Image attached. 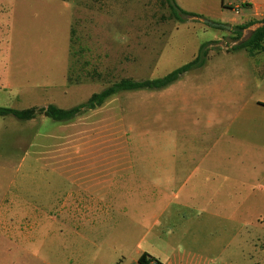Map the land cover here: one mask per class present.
Wrapping results in <instances>:
<instances>
[{
  "label": "rangeland",
  "instance_id": "1",
  "mask_svg": "<svg viewBox=\"0 0 264 264\" xmlns=\"http://www.w3.org/2000/svg\"><path fill=\"white\" fill-rule=\"evenodd\" d=\"M175 2L211 15L179 22L166 0H0L1 107L69 109L122 79L162 78L209 44L207 68L166 89L119 93L69 122L0 117V264H138L137 249L178 238L177 204L154 226L173 197L160 188L162 149L220 151L256 135V124L241 132L227 119L243 116L242 103L256 95L253 81L240 85L244 69L261 70L264 48L234 47L250 37L248 24L264 20V0ZM232 54L239 58L219 57ZM113 182L127 187L109 189Z\"/></svg>",
  "mask_w": 264,
  "mask_h": 264
},
{
  "label": "crops",
  "instance_id": "2",
  "mask_svg": "<svg viewBox=\"0 0 264 264\" xmlns=\"http://www.w3.org/2000/svg\"><path fill=\"white\" fill-rule=\"evenodd\" d=\"M223 8L222 2L218 10ZM185 11L211 15V10L206 7ZM219 57L228 61L239 58L233 54ZM247 58L249 62L253 61L251 56ZM207 62L197 70L207 68ZM260 68L256 71L252 65L250 69H244L247 77L240 90L245 91L253 81L256 95L248 96L242 103L243 116L227 119L228 129L240 125L241 132L245 126L248 133L254 132L248 127L256 124V135L241 141L233 136L220 151L162 149L164 183L160 188L173 191V197L156 216L154 226H159V219L164 220L169 206L177 204L180 207L175 217L178 238L174 240L175 244L163 238L158 249H137L138 264L143 254L150 255L160 264H264V65ZM255 71L262 75L254 78ZM249 106L255 108L256 117L248 113ZM203 120L209 124L213 122L207 118ZM250 158L256 160L255 167L243 164ZM117 183L109 184V189L117 185L118 189L127 187L126 183ZM133 186L136 191L143 185L134 183ZM185 209L188 211L183 213Z\"/></svg>",
  "mask_w": 264,
  "mask_h": 264
},
{
  "label": "trees",
  "instance_id": "3",
  "mask_svg": "<svg viewBox=\"0 0 264 264\" xmlns=\"http://www.w3.org/2000/svg\"><path fill=\"white\" fill-rule=\"evenodd\" d=\"M169 8L171 9L172 17L179 22H184L182 16H198L195 13H190L181 9L175 2V0H166ZM264 21V20H263ZM259 23V22H258ZM253 25V22L248 24ZM247 28L245 26H237L235 30L238 36H241V30ZM264 28L259 29L253 33L246 41L241 42L239 45L234 47V50L248 49L249 51H261L264 48ZM209 44H203L199 50L198 56L190 63L174 70L166 76L153 80H133V79H122L119 82L113 84L102 90L92 94V96L84 103L77 105L69 109L59 108L56 105H48L43 108H27V109H14L0 106V117H13L20 121H31L38 115H43L46 118L53 120L54 122H69L78 116L95 110L105 104L111 97L123 93V92H134V91H159L166 89L171 86L186 73L202 68L207 60L208 49L206 48ZM153 259L148 254H143L139 259V264H149L150 260ZM158 264H160L158 262Z\"/></svg>",
  "mask_w": 264,
  "mask_h": 264
},
{
  "label": "water",
  "instance_id": "4",
  "mask_svg": "<svg viewBox=\"0 0 264 264\" xmlns=\"http://www.w3.org/2000/svg\"><path fill=\"white\" fill-rule=\"evenodd\" d=\"M195 19L200 20L202 23H204V24H206L212 28L224 29L226 31L232 30V26L228 25V24L215 23V22H212L211 20L206 19V18H196L195 17ZM262 28H264V21L251 25L250 27H248L246 29V31H248L250 36H251L253 33H255L256 31H258L259 29H262Z\"/></svg>",
  "mask_w": 264,
  "mask_h": 264
},
{
  "label": "built area",
  "instance_id": "5",
  "mask_svg": "<svg viewBox=\"0 0 264 264\" xmlns=\"http://www.w3.org/2000/svg\"><path fill=\"white\" fill-rule=\"evenodd\" d=\"M149 264H158V261L155 259H151Z\"/></svg>",
  "mask_w": 264,
  "mask_h": 264
}]
</instances>
